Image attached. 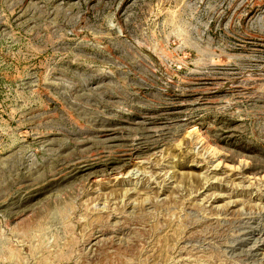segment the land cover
I'll use <instances>...</instances> for the list:
<instances>
[{"label":"rangeland","instance_id":"374dc122","mask_svg":"<svg viewBox=\"0 0 264 264\" xmlns=\"http://www.w3.org/2000/svg\"><path fill=\"white\" fill-rule=\"evenodd\" d=\"M0 264H264V0H0Z\"/></svg>","mask_w":264,"mask_h":264}]
</instances>
